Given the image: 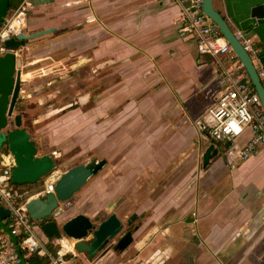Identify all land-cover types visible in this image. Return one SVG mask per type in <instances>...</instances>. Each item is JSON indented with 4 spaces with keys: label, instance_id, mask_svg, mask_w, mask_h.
Instances as JSON below:
<instances>
[{
    "label": "crops",
    "instance_id": "1",
    "mask_svg": "<svg viewBox=\"0 0 264 264\" xmlns=\"http://www.w3.org/2000/svg\"><path fill=\"white\" fill-rule=\"evenodd\" d=\"M6 2L15 10L22 0ZM214 6L250 41L264 81V0ZM181 12L173 0H32L27 32L50 31L15 54L20 100L43 113L35 123L50 137L39 154L106 160L84 198L60 207L100 215L95 223L115 212L127 225L118 238L133 232L126 248L113 239L76 264H264V146L241 157L251 128L234 141L209 134L230 85L225 56L200 54Z\"/></svg>",
    "mask_w": 264,
    "mask_h": 264
},
{
    "label": "built area",
    "instance_id": "2",
    "mask_svg": "<svg viewBox=\"0 0 264 264\" xmlns=\"http://www.w3.org/2000/svg\"><path fill=\"white\" fill-rule=\"evenodd\" d=\"M173 1L182 6L180 30L193 38L199 53L213 58L225 56V62L232 61L225 68L230 85L217 97L210 111L212 121L208 124L209 134L218 141H234L247 128H251L254 135L240 152L241 157H249L260 146H264V107L259 94L232 45L219 26L204 12L203 0ZM31 4L32 0H22L5 18L0 27V55L16 53L7 42L24 33ZM236 36L253 58L254 50L250 41L242 34ZM258 73L260 77L263 75L259 70ZM5 144L0 151V208L8 210V214L0 219V264H30L33 256L41 258L43 264H76L79 254L77 239L64 232L60 236L46 237L37 231L47 220L54 219L56 213L45 219L33 218L27 206L31 198H45L55 192L61 173L53 170L41 179L42 188L30 193L31 186L13 183L16 160L7 141Z\"/></svg>",
    "mask_w": 264,
    "mask_h": 264
},
{
    "label": "water",
    "instance_id": "3",
    "mask_svg": "<svg viewBox=\"0 0 264 264\" xmlns=\"http://www.w3.org/2000/svg\"><path fill=\"white\" fill-rule=\"evenodd\" d=\"M203 9L219 26L224 37L236 51L264 107V81L258 73L252 56L236 36L226 18L215 8L214 0H203ZM49 31L46 29L29 33L25 27L24 33L16 38L20 40L32 39ZM17 66L18 59L14 53L0 55V130L7 128L12 118L15 126L6 135L0 134V139L7 141L16 160V166L13 169V183L35 184L55 169L56 159L49 153L38 154L36 142L32 139L30 132L23 127L22 114H15L22 87V73ZM216 152L213 146L206 150L205 164ZM105 163L104 159H93L87 163L75 164L64 171L55 185V192L49 193L45 198L36 197L29 200L27 206L30 215L33 218L43 219L51 217L60 210V204L71 199L93 175L101 170ZM7 214L8 210L1 207L0 219ZM125 227L127 225L125 226L115 212L109 214L99 223H95L86 214L79 213L63 224H60L58 220L50 219L41 226L42 231L48 237L60 236L64 232L77 239L76 249L89 259L105 249L113 239H117L114 244L116 250L126 248L133 241V232L130 229L125 230L126 232L118 238Z\"/></svg>",
    "mask_w": 264,
    "mask_h": 264
},
{
    "label": "rangeland",
    "instance_id": "4",
    "mask_svg": "<svg viewBox=\"0 0 264 264\" xmlns=\"http://www.w3.org/2000/svg\"><path fill=\"white\" fill-rule=\"evenodd\" d=\"M6 4H7L6 0H0V21L2 19L3 13H6V15H10L14 11V9L7 10L8 6H6ZM220 57L223 58V56H220ZM231 63H232V61H230V60L226 61V65H229ZM19 104L20 105H18V107L16 108L15 114L20 113V114H22V116L25 117L26 120H25V123H23V127L24 128L29 127L30 129H32V139L36 142V144H37V141L39 142L37 144L38 154H39L40 152H42L41 146H42V143L44 142V140H49V138H50L49 136L44 137L43 134L40 133V131L38 129L40 123L39 122L35 123V120L39 119L43 115V113L37 112L36 107L32 106V115H31V112L27 108L28 104L25 103V99L20 100ZM10 120H11L10 126L0 130V134H4L8 129L15 127L13 118ZM31 120H32V124H31ZM55 140H59V138H56ZM5 143H6V141L4 139H0V151L6 145ZM68 155L69 154H67V155L63 154V156L56 157V170L59 171L61 174L64 171L68 170L70 167L74 166L75 164L81 163L80 161L83 160L82 157H91L92 154H91V152H89V154L80 155L81 159L75 160V161H74V159H71V160L67 159ZM88 162H90V161H88ZM85 163H87V162H85ZM41 184H42V180L36 182L33 185L32 184H25V185H30L31 187H30L29 192L33 193V192H36L42 188ZM91 185H92V178H90L87 181V183L79 190V192L82 190V192L79 193V197L84 198L83 195H85L87 193V191L90 189ZM89 198L91 199V196ZM73 200H75V199H71L72 202H73ZM91 204L92 203L90 201H86L83 204V207L88 208V206H91ZM71 206H72V208H70L68 205H62V207H60L59 212H57L55 214L56 218H54V219L58 220L60 222V224H63L65 221L70 219L72 217V214L75 212L74 208H76L73 203ZM99 216L100 215H96V216L93 215L91 218L95 221V219H98ZM37 231L40 235L43 236V231H41V229H38ZM78 257H79V254H78ZM78 263H79V260H78Z\"/></svg>",
    "mask_w": 264,
    "mask_h": 264
},
{
    "label": "trees",
    "instance_id": "5",
    "mask_svg": "<svg viewBox=\"0 0 264 264\" xmlns=\"http://www.w3.org/2000/svg\"><path fill=\"white\" fill-rule=\"evenodd\" d=\"M25 43H26V40H20V39H17L15 37V38H12L11 40H9L7 42V45L14 48V49H17ZM30 264H43V260L41 258L33 256L30 259Z\"/></svg>",
    "mask_w": 264,
    "mask_h": 264
},
{
    "label": "flooded vegetation",
    "instance_id": "6",
    "mask_svg": "<svg viewBox=\"0 0 264 264\" xmlns=\"http://www.w3.org/2000/svg\"><path fill=\"white\" fill-rule=\"evenodd\" d=\"M56 218V217H55Z\"/></svg>",
    "mask_w": 264,
    "mask_h": 264
}]
</instances>
